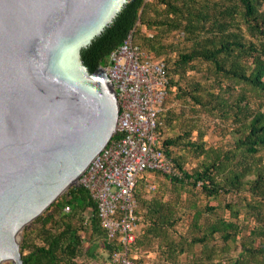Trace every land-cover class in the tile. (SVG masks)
<instances>
[{
  "label": "trees",
  "instance_id": "trees-1",
  "mask_svg": "<svg viewBox=\"0 0 264 264\" xmlns=\"http://www.w3.org/2000/svg\"><path fill=\"white\" fill-rule=\"evenodd\" d=\"M130 34L166 63L168 98L181 106L166 109L158 129L159 149L178 175L148 173L163 176L173 194L167 199L160 182L149 197V175L139 181L145 229L132 252L156 243L164 264H264V0H129L82 50L89 72L107 68ZM202 115L230 126L227 145L207 144ZM33 225L23 235L24 264H93L98 247L110 264L117 249L83 187H72Z\"/></svg>",
  "mask_w": 264,
  "mask_h": 264
},
{
  "label": "water",
  "instance_id": "water-1",
  "mask_svg": "<svg viewBox=\"0 0 264 264\" xmlns=\"http://www.w3.org/2000/svg\"><path fill=\"white\" fill-rule=\"evenodd\" d=\"M129 0H0V264L117 134V94L82 50Z\"/></svg>",
  "mask_w": 264,
  "mask_h": 264
},
{
  "label": "built area",
  "instance_id": "built-area-1",
  "mask_svg": "<svg viewBox=\"0 0 264 264\" xmlns=\"http://www.w3.org/2000/svg\"><path fill=\"white\" fill-rule=\"evenodd\" d=\"M149 1V0H147ZM105 68L117 94V134L79 181L97 206L107 240L117 247L110 264H135L132 247L141 229L136 189L148 173L177 176L174 163L159 149L160 116L166 110L169 77L163 60L134 44L133 34L111 53ZM149 192L155 191L148 184ZM70 212V207H66Z\"/></svg>",
  "mask_w": 264,
  "mask_h": 264
},
{
  "label": "rangeland",
  "instance_id": "rangeland-1",
  "mask_svg": "<svg viewBox=\"0 0 264 264\" xmlns=\"http://www.w3.org/2000/svg\"><path fill=\"white\" fill-rule=\"evenodd\" d=\"M150 1L151 0H149V2ZM144 31L148 35H152L153 34V32H149L147 30H144ZM183 37H184L183 35L175 36L174 37V41L175 40L177 41L179 39L181 40V39H183ZM190 75H193V74H190ZM171 108L172 109H176V110L177 109L180 110L181 109V106L179 105V103L174 102L173 100H171V99L168 98L167 99L166 109H171ZM200 126L202 128V131L205 133V138L204 139H205V141L207 142L208 145H213V146H218V145H221V144L227 145L231 141V139H232V137L230 135H228V133L230 132L229 131L230 130V126L228 124L223 123L222 121H220L218 119L215 120V119H213L211 117H208L206 115H202V119H201V122H200ZM194 135H195V138L198 137V133L197 132H195ZM196 165H197V161L196 160L190 161V163L187 165V168L188 169H192L193 167H196ZM148 179H149V181H147V184H149V183L150 184H153L154 186H156V188H157V185L160 182H162V184L164 183L165 184L164 187L166 188L165 190L168 191V197H167V199L171 198V196L173 194V193L170 192L172 190V188H171L172 185L168 181H166L163 176L156 175V174H152V175H149V178ZM146 191H147L148 196L151 197L152 195L155 194V192L157 190L154 191V192H152V193L149 192L148 190H146ZM186 197H187V195L185 194L184 195V198H186ZM222 200L223 201H227V202H231V201H236V198L234 196H223L222 197ZM33 222L30 223L27 226L30 230H32L34 228ZM25 229H24V231H25ZM187 230H188L187 225L185 223H182L181 226H180V231L186 233ZM24 231H23L22 235L19 237L20 238L19 239L20 245H22V242H23ZM98 249H99V247L97 248V250ZM101 251H102V254H99L98 255V258L96 260H93V259L91 260V262L93 264H102V262L104 261V259H107L108 258L107 253L104 252L103 250H101ZM186 260H187L186 257H184V262H186Z\"/></svg>",
  "mask_w": 264,
  "mask_h": 264
},
{
  "label": "crops",
  "instance_id": "crops-1",
  "mask_svg": "<svg viewBox=\"0 0 264 264\" xmlns=\"http://www.w3.org/2000/svg\"><path fill=\"white\" fill-rule=\"evenodd\" d=\"M141 221H142L141 229L138 233V237L143 233L145 229V223L142 218H141ZM101 250H102L101 248L96 250L95 252L96 257L93 260H96L99 254H102ZM132 253H133L134 260H135V264H164L160 260L159 253H158V245L156 243L152 247H146V248L143 247Z\"/></svg>",
  "mask_w": 264,
  "mask_h": 264
}]
</instances>
